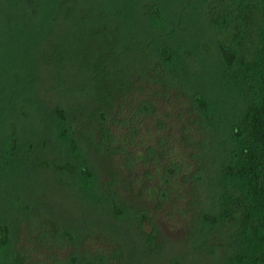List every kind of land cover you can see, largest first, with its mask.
Returning a JSON list of instances; mask_svg holds the SVG:
<instances>
[{
	"label": "trees",
	"instance_id": "1",
	"mask_svg": "<svg viewBox=\"0 0 264 264\" xmlns=\"http://www.w3.org/2000/svg\"><path fill=\"white\" fill-rule=\"evenodd\" d=\"M3 97L0 264H127L123 228L154 250L159 221L264 264V0H0Z\"/></svg>",
	"mask_w": 264,
	"mask_h": 264
},
{
	"label": "rangeland",
	"instance_id": "2",
	"mask_svg": "<svg viewBox=\"0 0 264 264\" xmlns=\"http://www.w3.org/2000/svg\"><path fill=\"white\" fill-rule=\"evenodd\" d=\"M40 1V0H39ZM9 30L12 32L15 30V26L12 24H8ZM78 85V84H77ZM40 87V86H37ZM76 88V87H75ZM43 96L40 88L38 91V97ZM73 96V95H72ZM64 98H59L56 95L55 91H49L48 95H45L44 103L48 101L47 104L51 103L54 105L56 103H60L62 105L69 104L73 102L71 97L65 95ZM43 100V99H41ZM63 100L64 102H60ZM3 101L5 103H0V119L5 116V112H7V108L14 105L13 102H8L5 97H3ZM73 106V104H71ZM14 108V107H13ZM4 113V114H2ZM2 114V115H1ZM2 120V119H1ZM3 129L7 130V127H3ZM42 156L46 158H53L54 152L52 150H45L41 153ZM62 157V155L60 154ZM13 167V166H12ZM42 178L43 175H40ZM15 178H18L16 176ZM13 181V180H12ZM14 184L17 181H13ZM19 185L18 187H21ZM46 185L45 184H37V192L33 195H29L28 197H21V200L24 199L23 205L33 208V207H45V212H47L50 216L59 220L61 224H66L67 221H71L75 216V213L70 212L68 206L70 204L63 203L64 196L58 193V198L52 197L50 200L48 194L47 197H43L46 193ZM41 196V197H40ZM42 198V201H41ZM6 199L3 195H0V222L13 226L17 221L16 214L5 217V212L1 210V207L4 205L3 201ZM136 202V201H133ZM22 206V204H20ZM138 205L135 204L132 208L135 209ZM131 207V206H130ZM138 208V207H137ZM6 210V209H5ZM156 229H158V237L156 239V249L147 248L144 243H142L143 235L137 231V228H128L124 229L120 233V239L126 245V254H127V264H208L210 259L206 254L202 252H196L193 246L186 242L185 233L181 230V228L172 226L158 222L156 224Z\"/></svg>",
	"mask_w": 264,
	"mask_h": 264
}]
</instances>
